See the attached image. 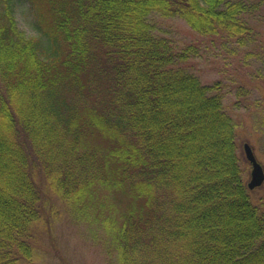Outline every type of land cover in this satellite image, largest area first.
<instances>
[{
	"label": "trees",
	"instance_id": "16d2710c",
	"mask_svg": "<svg viewBox=\"0 0 264 264\" xmlns=\"http://www.w3.org/2000/svg\"><path fill=\"white\" fill-rule=\"evenodd\" d=\"M19 1L34 36L18 26ZM255 9L0 0V264H32L58 222L105 264H264V212L242 179L237 125L217 84L188 69L196 47L176 49L148 21L179 18L242 43Z\"/></svg>",
	"mask_w": 264,
	"mask_h": 264
},
{
	"label": "rangeland",
	"instance_id": "374dc122",
	"mask_svg": "<svg viewBox=\"0 0 264 264\" xmlns=\"http://www.w3.org/2000/svg\"><path fill=\"white\" fill-rule=\"evenodd\" d=\"M254 1L255 11L245 16L251 32L242 43L200 36L179 18H164L155 13L148 17L154 33L169 38L176 49L196 47L187 67L201 84H217L224 109L237 125V151L245 185L250 180L251 165L243 152L244 143L250 146L264 173V0ZM15 17L21 29L30 36L35 35L33 14L27 2L16 3ZM249 196L264 212V181L250 190ZM40 235V257L32 264H105L84 236L77 233V228L64 222L54 223Z\"/></svg>",
	"mask_w": 264,
	"mask_h": 264
},
{
	"label": "water",
	"instance_id": "95a60500",
	"mask_svg": "<svg viewBox=\"0 0 264 264\" xmlns=\"http://www.w3.org/2000/svg\"><path fill=\"white\" fill-rule=\"evenodd\" d=\"M245 158L251 165L250 180L246 184L248 190H253L259 187L264 181V173L260 164L256 161L250 146L247 143L243 144Z\"/></svg>",
	"mask_w": 264,
	"mask_h": 264
}]
</instances>
